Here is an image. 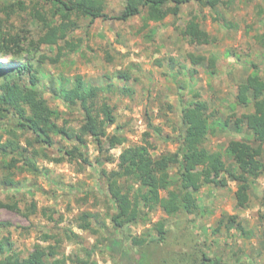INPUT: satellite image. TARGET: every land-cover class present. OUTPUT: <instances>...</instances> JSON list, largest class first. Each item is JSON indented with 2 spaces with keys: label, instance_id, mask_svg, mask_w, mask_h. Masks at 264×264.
<instances>
[{
  "label": "rangeland",
  "instance_id": "rangeland-1",
  "mask_svg": "<svg viewBox=\"0 0 264 264\" xmlns=\"http://www.w3.org/2000/svg\"><path fill=\"white\" fill-rule=\"evenodd\" d=\"M25 2L30 7L27 12L0 15L3 30L14 28L38 41L46 31L29 14L38 5L51 17V7L42 0ZM126 2L106 0L105 12L120 16ZM145 16L93 22L74 16L76 26L65 40L55 46L42 45L38 51L28 47L32 51L25 58L40 69V93L63 113L60 126L77 132L83 123L81 108H68L55 93L64 83L72 87L78 76L87 85L127 86L133 93L128 96L113 89L100 96L114 109L116 118L108 134L126 140L115 149L105 144L99 150L92 138H87L85 145L61 136L53 137V146L38 144L31 133L18 128L14 137L9 132L10 121L0 119L2 143L15 139L21 148L0 156V201L17 205L16 209H0V240L8 238L11 248L23 257L33 252L36 244L51 246L57 256L49 261L61 264H127L111 252V238L120 240L122 250L129 253V264H141L137 261L144 253L143 264H211L203 260L204 255L225 264H264V174L252 180L251 203L246 209L237 207L238 185L230 181L225 188L202 187L195 194L199 209L194 213L170 217L156 207L144 209L148 214L144 221L123 228L112 221L117 207L102 171L117 170L125 148L147 145V141L154 157L176 152L185 130L183 109L192 102L206 101L210 107L211 134L205 151L225 153L233 141L260 144L252 130L245 124L238 130L235 122L254 111L253 105H238L239 85L255 73L264 79V0H221L215 9L193 1L181 5L177 17L146 22ZM194 16L202 29L216 38L214 43L190 42L186 26ZM57 58V63L51 62ZM0 64L14 65L3 57ZM119 72L128 75L129 81L118 77ZM262 145L264 148V142ZM75 146L89 163L79 151L77 158L69 159L65 152ZM224 157L230 163L226 154ZM12 158L20 163L10 170L6 163ZM25 163L34 165V170L27 169ZM171 175L176 182L177 167L171 169ZM8 178L13 185L6 184ZM161 196L167 192L162 191ZM87 222L89 230L82 227ZM158 222L166 224V240L146 243L158 237L153 228ZM135 239L141 243L136 245ZM3 258L0 255V262Z\"/></svg>",
  "mask_w": 264,
  "mask_h": 264
},
{
  "label": "trees",
  "instance_id": "trees-1",
  "mask_svg": "<svg viewBox=\"0 0 264 264\" xmlns=\"http://www.w3.org/2000/svg\"><path fill=\"white\" fill-rule=\"evenodd\" d=\"M50 5L51 17L47 11L41 10L38 5L33 6L30 16L43 24L45 33L38 41H33L26 35H22L14 28L3 30V20L0 16V58L10 59L14 65H1L0 75L3 81L0 83V119L9 120L10 133L15 137V128L31 133L38 144L54 145V136H61L69 141H76L79 145H85L87 138H92L99 150H103L105 144L109 149H115L125 143V138L108 134V128L116 124L114 109L103 99L101 94L113 89L132 95V89L124 86H92L87 85L78 76L72 87L62 84L56 90V94L62 103L68 108H81L83 123L79 131H73L65 126H60L59 121L63 113L52 108L47 99L40 93L38 85L41 82L40 69L25 54H31L40 50L42 45L55 46L59 40H65L71 27L76 26L73 17L96 19H116L127 21L138 15H146L145 20L162 21L169 15L177 17L180 6L193 1L202 6L215 9L221 0H127L122 14L111 17L106 12V0H42ZM173 5V6H171ZM30 9L25 0H0V15L7 16L18 12H27ZM61 24L58 26V21ZM187 36L190 42L196 45L211 44L216 38L202 29L196 16L192 17L186 26ZM264 42V35L261 37ZM59 58L51 59L57 63ZM204 58H199V61ZM213 61V60H212ZM118 77L129 81L130 77L119 72ZM69 83V82H67ZM237 103L242 106L253 105L254 111L243 115L235 122L238 130L243 124L256 135L259 145L254 146L244 141L231 142L226 152H207L204 146L211 134L210 107L206 101L192 102L183 109L182 123L184 134L181 135L179 148L174 153L163 154L154 157L150 152L151 144L137 145L125 148L120 155L118 169L111 172L103 170V176L107 180L108 192L117 207V213L112 216L114 225L123 228L128 224L144 221L148 214L144 209L160 207L168 216H177L180 213H194L199 209L196 193L205 185L217 188H225L230 181L237 183L236 191L237 207L246 209L251 203V182L264 174V79L259 74H251L244 83L238 87ZM67 122V120H64ZM149 136V134H146ZM11 149L10 152L8 149ZM21 148L17 140H8L2 143L0 136V156H9ZM76 151L84 162L89 160L84 157L79 146L65 153L70 160L77 158ZM10 152V153H9ZM229 158L227 162L224 155ZM45 157L50 158L49 156ZM52 161L60 162L59 159ZM20 160L12 158L7 162L11 170L18 166ZM25 165H28L25 163ZM35 168L34 165H28ZM27 167V166H26ZM25 167V168H26ZM178 168V179L172 180L171 169ZM24 167L22 170L25 169ZM124 182V184L122 183ZM14 181L6 179L7 185H13ZM172 188L173 186H175ZM162 191L167 196H161ZM35 207V206H34ZM17 205H10L0 201V209H16ZM88 218V216H86ZM234 220V218H233ZM91 228L90 222L82 226ZM153 228L158 237L146 240L149 244H160L166 240L168 230L165 222L156 223ZM141 241L135 239V244ZM10 240H0V255L4 256L0 264H61L59 260L50 262L49 259L57 256L54 248L36 244L33 252L23 257L18 251L11 248ZM111 252L119 255L127 264L130 262L129 253L122 250L121 242L117 238L110 239ZM146 254H141L138 263H142ZM203 260L211 264H225L213 261L206 255Z\"/></svg>",
  "mask_w": 264,
  "mask_h": 264
}]
</instances>
